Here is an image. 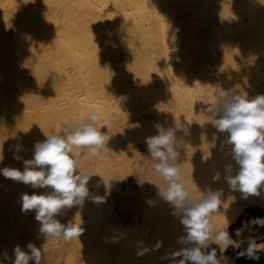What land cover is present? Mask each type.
Listing matches in <instances>:
<instances>
[{
  "label": "bare ground",
  "instance_id": "1",
  "mask_svg": "<svg viewBox=\"0 0 264 264\" xmlns=\"http://www.w3.org/2000/svg\"><path fill=\"white\" fill-rule=\"evenodd\" d=\"M165 1L166 0H0V159H2L0 160V168L8 166V167L23 170L22 162H19L13 159V149L15 145H18V144L22 145V150L18 153V155L21 156L22 160L29 159L31 158L33 154L34 143L36 141L43 140L44 134L51 135V134L61 133L67 127V125L69 124L71 120L73 119L83 120L84 117L90 111L97 112V114L101 118L100 124L98 125V127L103 128V127H107V124L111 122L112 117H114L115 115V112L113 111L114 106H118V104L121 101L126 100V99L128 100L131 99L133 101L132 104H135V102L140 101V100L142 102V100H146L147 97H151L152 94L157 89H159V85L162 83L163 84L165 83L166 86L168 85L167 88H165L166 91L170 89L177 90V86L182 80H179L180 78H177V77L174 78L176 75L175 76L172 75V77H169L168 74L164 76L162 75L159 78V66H160L159 56L158 58L154 59V57L149 56L150 54H147V53L159 52V39H157L158 41H156L155 36H153V33L156 31L159 34V28L164 29L163 27H167L168 20L173 21V24L175 22L178 23V24L175 23V25L173 26L182 25L181 27H185L187 29L186 25H190L191 24L190 22L196 21V19H193L192 17L193 14L185 15L184 14L185 10L184 11L182 10L181 12L183 13H180V14L179 13L177 14L174 10H172L173 5H175V3H173L174 0H167V4H165ZM220 1H223V0H220ZM233 1H236V4H233L235 5V8L233 11L236 10L238 12L240 9L238 10L237 8L244 7V0H233ZM239 5H242V6H239ZM180 9H178L179 12H180ZM193 10H196V8H194ZM190 11L192 12V10ZM244 11L245 10L241 12L244 13ZM199 12L201 13V10H199ZM241 12H238V13L235 12V15L231 13V16L229 15L230 18H228V21H227V18H225L223 14L221 15L223 16V19L227 21L224 23H227L226 25L229 28L228 30H230L229 34H231L232 31H237V30L241 31L244 34L243 37L240 36V34L243 35L242 33L239 34L240 38L241 37L243 38L241 42V47L239 48L241 49L240 53L243 55L240 58L239 57L234 58L233 57L234 54H232L233 55L232 57L234 58V60H231L228 63H224V64H226V66H228L226 68H229V70H232V72H233V69H235V72H237L238 70L236 68L239 66H242L243 68H248V67L251 68L250 72L247 70L246 72L245 70L240 68L243 70V72L246 73L245 76L247 77L245 78L242 85H239L241 84L239 83L238 84L239 87L237 86L236 87L237 88L241 87L240 88L241 94L247 93L249 97H253L255 95L264 93V90H262L263 86L261 85L262 83H264V80L263 82L261 81L263 79V76L261 80L251 77L256 73H264V64L254 65V62H253L256 60L257 55L254 53L252 45H253V41L255 40V36L258 34V27L260 23H259V19L255 18V16H252L251 14L250 15L245 14L244 16L242 15ZM201 14H200V17H202ZM262 19H264V17ZM198 22L200 21L198 20ZM210 24H213V23H210ZM166 29L167 28H165V31ZM113 30H117L119 33L118 32L116 33L118 34L122 32H127V34L133 36L134 39L135 37L134 35H132L133 34L132 32H136L140 35V37L141 36L147 37L149 39L153 38L155 40V42L153 43H156V42L158 43V45L156 43L157 47H155V49H152L153 51L152 50H150L149 52L147 51L139 57V60H137V62L134 64L132 68L133 70L130 68L132 71H135V72L137 71L134 77L135 79L132 78V80H130L131 78L129 77L131 76H128L129 78L128 79L129 81H128L126 79L127 78L126 76L122 77L119 75L118 77L115 73H113V70L116 68V66L114 67L115 64L114 65L111 64L113 60L109 59L105 55L107 54V52L105 53L103 50H102L103 51L102 53H105V54L100 55L101 53L99 49H102V48L95 45L97 41L104 39V37H102L104 34L98 36L96 33L98 32L104 33V32L111 31L110 33L111 35L108 34L111 37V36L116 35V33H114L115 31L112 32ZM183 31L184 30H182V32ZM176 32H178V30ZM112 33L115 35H113ZM235 34H238V33H235ZM131 36L129 38H132ZM137 38H136V41H137ZM134 39H130V40H134ZM124 40L126 41V39ZM123 42L124 41H122V43H120L119 46L121 44H122L121 46H123L124 44V46L127 47L125 49H128V51L132 49L131 48V45H133L132 43H130V48H128V42H127V45H125L126 43H123ZM137 42H139V40ZM177 45H176V48L175 47L173 48L177 49ZM108 49H110L111 51V48H107V51ZM175 49H172V51H174ZM180 49L181 48L177 50H180ZM227 49L226 51H228ZM202 50H205V49H202ZM131 51L132 53L136 52L134 50H131ZM131 51H129V53L127 52V55L129 54V56H131L132 55L130 53ZM175 52L177 51L175 50ZM195 52L193 54H196ZM137 54L140 55L142 53H137ZM171 54H174V53H171ZM258 55L264 61V53L262 54L261 52V53H258ZM225 57L226 58L229 57L230 59H233L230 56H225ZM225 57H224V60H225ZM115 58L114 59L117 62V61H121L122 59L120 60V58H123V57H115ZM144 58L146 61H144ZM211 58L215 59L216 57L211 56ZM211 58L209 59V61L212 60ZM230 59L227 58L226 60H230ZM262 59L258 58L260 63H263ZM125 62H128V61H126L125 59ZM207 63L208 61L205 62V64ZM137 64L138 66L136 67ZM162 64H164V67L166 66L171 73L174 71V69H172L173 64L170 59L165 58ZM119 67L120 66H118V68ZM217 70L215 69L214 71H217ZM209 75L211 76V74ZM256 75L258 76V74ZM213 76L216 77L217 75L216 76L213 75ZM136 77H138L137 80H136ZM123 78L126 80H123ZM211 78H209L208 79L209 81L205 82V84H202V85L199 84V88L197 90L195 89V92L200 94V99L198 98L200 100V101L198 100L200 104L197 101L194 103L193 102L191 103L190 101L189 103L191 104L186 102L189 104L188 105L189 107L191 106V108L187 110V112L190 115L193 114L194 110H199V108L201 109V106L210 105L214 103L216 101L217 94L220 91V88L221 87L224 88V85L221 81H211ZM134 80L135 82L132 83V81ZM185 82L186 81H184L181 84H184ZM228 83H229V80H228ZM183 88L185 89L186 86ZM188 88L190 90L194 89V87L193 88L188 87ZM162 89L163 88H161V91ZM173 96H175V93ZM174 112H176V109ZM174 112L171 113V116H173L172 114H175ZM161 115H158L159 119ZM197 115L200 116L199 114ZM167 116H168V113H167ZM193 116L196 117V114L192 115L191 117ZM128 118L130 119L131 116ZM206 118H207V122L203 126H201L198 130H196L195 133L194 132H191V133L193 134L192 136L197 135L200 137H203L208 133H212V136H213L211 138L212 140L210 139L211 140L210 142L204 141L206 143H202L198 145L195 142L196 143L195 146H193V144L192 145L190 144L193 147H191L190 149L188 148L189 152H188L187 157L185 156L186 155L185 152H187V150L184 152V150L182 151L181 149L183 146L179 148V152H180V156L183 157V159L186 161V162L184 161L186 165L185 166L184 164L182 165L185 167L186 171L188 172V175L192 174L193 177L196 174L197 175L200 174V177L201 175H204L207 181V184H208V187L206 189H190V193L193 196V198H198L201 192H206L208 189H212V190L223 189V196H222L223 203L220 206L218 212L211 214L209 219L214 224H216L218 227H223L226 223H229V228H228V231H229L231 226L235 223L237 217L246 208L252 207L254 205H258L261 208H264V186H262V190L259 196L250 195L246 199L238 191L237 192L229 191L227 183L223 180V176L225 175V166L229 163L233 164V172H232L233 175L238 170V168L235 165L234 161L231 160V157L226 155V153L230 152L231 146L229 145H224L223 147L221 146L222 142L226 139L227 133L217 132V130L211 126L212 124L209 122L207 116ZM186 119L188 120L187 122L190 123L189 120L192 118L190 119L186 118ZM145 122L147 121H145L143 117L141 118L140 116H136L134 119L132 118L129 123L127 122L128 125L127 123L125 124L122 123V125L123 126L126 125V127L129 126L133 130H135V135L133 138H134V141L136 142V146H138L142 151L144 150V153L148 157L149 153L147 151V146L144 142L146 136H143L137 133L138 129L141 126H143ZM161 122H162V118H161ZM146 124H148V122ZM107 128H110V127H107ZM111 128H113L114 130L113 129L111 130ZM111 128H110L111 132H108L109 130L107 129H105V131L103 130L102 131L105 134L113 133V136L110 141L113 146L111 145L112 147L109 146L110 148H108V141H107L105 147L100 150V154L92 158H100L99 156L101 155L115 153V151L117 150L116 145L118 144L116 143V140H117L116 138L121 137L120 135L121 132L119 133L117 132V130L115 131V127H111ZM188 129H189V126H188ZM187 133L191 136L190 132H187ZM210 136L211 135H209V137ZM186 139H189V138H186ZM183 140H181L182 143H183ZM130 141H133V140H130ZM130 141L128 142L130 143ZM125 142L127 141L125 140ZM210 152H211V156H210ZM209 156L210 158H208ZM90 158L91 156L87 154V149H84L83 155L78 160V163L82 170H85L90 176H92L88 183V186H89L88 188L90 191H92L93 189L94 191L97 190V189L95 190V185H97V183H99V185H102L103 188H105V191L107 193L105 197V202L93 204L95 205L94 206L95 208H92L93 205L91 206V208L95 209V212L97 211L98 213L100 214L102 213L104 215L105 222H103L102 226L104 225V223L111 222L109 229L105 227L107 225L103 226L106 228L105 233H107L108 237L106 235H102V237L106 236L107 238H109V235H111V233L113 235L114 232H116V231L114 232L110 231L111 232L110 233L108 231V230H112L110 229L111 227H113L112 226L113 220L111 219H114L113 217H115L113 216V211L111 209L112 202H110L111 200L109 201V196L111 195V193H113V191H117V188L115 187V185L117 182H120L123 175H120L122 174L121 173L122 171H119V166H117L118 170L116 168L117 171L114 170V172L110 171V172L102 173V172L96 171L95 169H94L95 171L90 170L91 169L89 168L90 164H88L89 163L88 159ZM183 159L180 158V160H183ZM141 160L143 161L142 157H141ZM141 160H139L140 165H141ZM143 162H144L143 165L147 166L144 168H149V164L153 161H151V158L149 156V158H146V160H144ZM149 169H145L144 171L141 168V170L143 171L140 172V175L137 173L139 175L137 176L141 177V180L147 183L148 185L150 184L157 185V182H155L156 180L153 179L154 178L153 175H155V173L152 175V171H151L149 175V172H150ZM182 172H181V175H183ZM216 172H220L221 179L217 182H213L212 178ZM151 175L153 177H149ZM198 177L199 176H197V178ZM157 186L155 187L157 188ZM125 190H128V189H125ZM97 191L99 194V189ZM32 192H33V189L31 188V186L25 185L21 182L13 181L11 179H6L2 175H0V210L2 209L3 211V213L1 212L2 215H0L1 216L0 222L3 224L7 223L9 227H11L12 224L16 226V223L18 224V222H20L21 215H22L21 214L19 216V212L21 211V207H22L19 198L22 193L31 194ZM93 193L90 192L91 195H93ZM101 193L102 191L100 192V194ZM90 203H92L90 199L85 201L84 205H86L85 207L86 209L87 207H89L90 209V205H91ZM84 205L82 207H84ZM82 207L80 209H83ZM69 211L73 213L72 210H69ZM69 213L67 214L69 215ZM161 216L162 214L160 215V217ZM73 217L78 218L77 215L72 214V216H70V219ZM162 217L159 218L160 219L159 226L161 222H163ZM171 217H173V215ZM176 219L177 218H175V220ZM84 222H86V220L83 221V223ZM175 225L176 226H173L172 228L171 227L169 228L168 225L164 226V228L165 227H168V228H165L166 230L162 232V237H159V242H162V246L158 249V252H156V255L151 254L149 252L150 253L149 256L148 255L147 256L145 255L137 256L135 254L136 257H133V255H128L125 252V256L122 259L121 258L117 259L118 257L108 256L107 259L105 258L107 261H105L104 264H169V261L167 259H164L163 257L168 252L178 250L180 245L176 243L177 237L183 234V228L180 225V223L178 225L177 224ZM81 226H82V223H81ZM116 227L117 226H115V228L113 229H116ZM137 228L139 227H136L135 231ZM128 229L129 228L126 227L125 230L122 229L120 231L121 233L124 230V232H122V233H125L124 234L125 237L123 235V237L125 238V239L123 238V240H125L124 243L129 241V239L130 241L132 240L131 238H129L130 236L128 235H127L128 238L126 237V233L127 234L130 233L129 230H131V229L129 230ZM4 230L5 231L4 233L2 232V235L0 233L2 237L1 241H4L0 243V257H2L5 251L8 253L9 256H12L10 255V253L13 252L14 244H16L17 243L16 240L19 239L17 238L18 236L17 234L14 237L15 233L8 231V229L7 230L4 229ZM135 231L134 232L132 231L135 234L134 236H136ZM108 232L110 234H108ZM138 232L139 231H137V235H138ZM116 233L114 235L116 237L117 236L119 237L120 236L118 234L119 232L117 233L118 235ZM112 235L110 236V238L114 237V235L113 236ZM144 235H146V233ZM152 236L157 237V235H154V233L152 234ZM152 236L151 238H146V237L144 238V240L146 239V241H144L145 246L150 247L151 242H153L154 245L156 244V238H152ZM27 237L31 238L29 234L27 235ZM231 238L233 240L240 242V247L237 248V247L229 246V249L234 248L236 250L244 251L248 246V241L250 238L255 239L258 244L264 243V241H261V240H264V231L260 229H255L253 227L245 226V227H242V229L240 230L239 236L237 235L235 238L231 236ZM97 239H100V237ZM126 239L128 240L126 241ZM57 241L59 240H56V239L53 240L55 244L58 243ZM138 241L139 240H137L136 242L137 244H138ZM60 242L63 243L64 241H60ZM60 242L58 244L62 245L60 244ZM133 242L135 243V241ZM74 245L76 247L75 243ZM95 245H94L93 250L97 251L96 250L97 247H95ZM154 245H153V248H154ZM78 246L79 245H77V247ZM137 247L138 246H136L135 249H137ZM47 249H48V244H47ZM77 250L79 253H77V255L75 256L76 258L74 259H77L78 257L82 261L84 260L85 264L86 263L88 264L90 262V259L92 260V258L93 259L95 258V257L91 258L92 251H93L91 249L89 250L90 252H88L87 250L86 251H83V250L79 251V249ZM71 251L69 255L65 258L66 263L67 262L69 263V261L71 260L70 256L72 257L71 254H73V251L75 250H71ZM94 255L95 254H93V256ZM224 255L229 258V264L236 263L237 261L236 258L231 257L230 255H226V254ZM99 260H97L96 258V261H99ZM96 261L94 262L96 263ZM59 262H61V258L59 259ZM98 263L100 262H97V264ZM5 264H8V262H5Z\"/></svg>",
  "mask_w": 264,
  "mask_h": 264
},
{
  "label": "rangeland",
  "instance_id": "2",
  "mask_svg": "<svg viewBox=\"0 0 264 264\" xmlns=\"http://www.w3.org/2000/svg\"><path fill=\"white\" fill-rule=\"evenodd\" d=\"M173 3H175V5H173L172 10H174L177 14L178 13L179 14L183 13L181 11L185 10L184 14L185 15L186 14L187 15L193 14L192 17H193V19H196V21H191L190 23L191 24L193 23L192 25L191 24L190 25H186L185 24L186 27H187V29H186L185 27H181L182 25H178L179 27L177 25L173 26L177 22H175L173 24V21L168 20L167 27H163L164 29L159 28V34L156 31H155L156 33L155 32L153 33V36H155L156 41H158L157 39H159V52H157V53H154V52L150 53L149 51L152 50V49H155V47H157L158 43L156 42L157 43V45H156V43H153V42H155V40L153 38L149 39L147 37H142V36L140 37V35L138 33H136V32H132L133 33L132 35H134L135 39L133 38V36L127 34V32H122V33L118 34L119 32L117 30H113L112 31V32L115 31L114 33H116V32H118V33H116V35L112 33L115 36H111V37L108 35V34L111 33V31L110 32L109 31L108 32H104V33H102V32L96 33L98 36L104 34L102 36V37H104V39L97 41L95 45H97L98 47L102 48V49H99V51L101 53L100 55H104L107 52V54H105V55L109 59L113 60L111 62V64H113V65L115 64L114 67L116 66V68L118 69L117 70L115 68L117 71L114 69L113 73H115L118 77L120 75L122 77L126 76L127 80L129 78H131L130 80H132V78L135 79L134 77H135V74H136L137 71L136 72L132 71L133 70L132 68H133L134 64L137 62V60H139V57L141 55H143V53L148 51L149 53H147V54H150L149 56L154 57V59L158 58V56H159V61H160L159 62L160 63V66H159V78L162 75L164 76V75L168 74L169 77H172V75L173 76L176 75L174 78L177 77V78H180L179 80H182L178 84L177 90H175V89L171 90L170 89V90L166 91L165 88H167L168 85L166 86L165 83L164 84L162 83V84L159 85V89H157L152 94L151 97H147V99L146 100H142V102L140 100V101L135 102V104H132L133 101L131 99L130 100L126 99V100L121 101L118 104V106H114L113 111L115 112V115H114V117H112L111 122H109L107 124V127H110V128L111 127H115V131L117 130V132H119V133L121 132V134H120L121 137L116 138L117 139L116 143L118 144V145H116L117 146V150L115 151V153H109V154L101 155V156H99L100 158H92L91 157L90 159H88V161H89L88 164H90L89 168H91L90 170H93V171L96 170V171L102 172V173L103 172H110V171L114 172V170L115 171L118 170L117 166H119V171H122L121 172L122 174H120V175H123V177H122L123 180L121 179L120 182L116 183L115 187L117 188V191H113V193H111V195L109 196V201L111 200L110 202H112L111 203V205H112L111 209L113 211V216H115V217H113L114 219H111V220H113V223H112L113 227L110 228L112 230H108V231L109 232L110 231L111 232L112 231L113 232L114 231L117 232L120 229L118 231L119 233L117 232L120 235L122 232H124L125 228L127 227V228H129L131 230L128 229L130 233H128V234L126 233V237L128 235V236H130L129 238H131L132 240L130 241V239H129V241H127L128 239H126V241L128 243L127 242L124 243L125 240H123V238L125 237V235H124L125 233H123L124 237L121 238L122 241L119 239V241H121V242L118 241V243H112L111 242V238L112 237L110 238L112 233L110 232L111 235H109V238H108L109 242H105L104 238L108 237L107 233H105V231H106L105 229L106 228L109 229V226H110L111 222L104 223L103 226L107 225V226H105L106 228L102 226L103 222H105L104 215L102 213L101 214L98 213L97 211H96L97 212L96 213L95 209H92V208H95L94 207L95 205H93V204H97V203H93V202L90 203L91 204L90 205V209H89V207H87V209H86L85 208L86 205H84V207H82L83 209H80L81 207H79V206H74L73 209H70V210H72L73 213H71L69 211V209H67V210L65 209V210L62 211V214L57 217L58 219L61 220V222H66L68 220H75V219H76V221H75L76 223L82 222V227L84 228V231L86 232V233L83 232L86 235L82 234L79 237V239H73L70 242H65L64 241L63 243H61L60 241H63V240L59 239V241H57V242L58 243L60 242V244H62V245H59L58 243L55 244L53 242V240L56 239V238H48L47 241L43 237H39L38 238V236H39V231H38L39 230V223L35 220V214H34L33 211H29L27 213H24V212L20 211L19 212V216L22 214L21 215V219H20V222H18V224L16 223V226H14L12 224L13 226L11 225V227H9V225L7 223L3 224V223L0 222V233H1V235H2V232L4 233V231H5L4 229H6V230L8 229V231L15 233L14 237L16 236V234L18 235L17 238H19V239L16 240L17 243L14 244V246L18 244L22 248L27 250L26 249V245H27L28 242H31L32 239H33L32 243H34L37 247L38 246L41 247L43 245V247H42V254H43L42 264H51V263L52 264H60V263L61 264H72V263L73 264H85V261L84 260L82 261L78 257H77V259H74V258H76L75 256L77 255V253H79L77 249H79V251H82V250L86 251L87 250L88 252H90L89 250L90 249L93 250L94 245L96 243L97 244L95 245V247H97L96 248L97 251L93 250L92 251V256H91V258L92 257H95V258L94 259L92 258V260L90 259V262L88 264L95 263L94 261H96V258H97V260H99V259H101V260L96 261L95 264H97V262H100L98 264H104V262L107 261L106 259H107L108 256L118 257L117 259H120V258L122 259L125 256V252L128 255H133V257H136L135 254L137 253V249H135V248H136V246H138V244L136 243L137 240H139L138 243L140 241H142L144 243V241H146V239L144 240V238L145 237L146 238H151L152 234L154 233V235H157V237L152 236V238H156V243H157L159 241V237H162V232L164 230H166L165 228H168V227L172 228L173 226H176L175 224L178 225L179 224V219L177 218L175 220L174 216L171 217L172 215H171L170 206L165 201H163L159 197V195L156 193V192H158V189L155 187L156 184H154L155 186L152 185V184L148 185L147 183H145V182H143L141 180V177H138L140 175L141 171H143V170L145 171V169H149V168H151V169H149L150 170L149 175H150L151 171H152V175H153L154 174V170H153L152 164L154 162H151L149 164V168H144V167H147V166L143 165L144 164L143 161L146 160V158H149V156L147 157V155L144 153V150L142 151L138 146H136V142L134 141V138H133L134 135H135V130H133L129 126L126 127V125H124L125 126V128H124L122 123L123 124H125L127 122L129 123L131 121V119L132 118L134 119L136 116H140L141 118L143 117L144 120L148 122V124H146L147 122H145V124H143V126H141L138 129L137 133L141 134L143 136H146V137H149V136L157 134V128L155 127V125H157V124L163 126L165 129H167L168 127H175L176 126L178 128L177 129L178 131H176V150L179 151V148L183 146L181 148L182 151L184 150V152H185L187 150V152H185V154H186L185 156L186 157L188 156V152H189L188 148L190 149L191 147L195 146L196 143L198 145V144L210 142L212 140L211 139L213 137L212 133H208V134H206L203 137H200V136H197V135L192 136L193 134L191 132L195 133L196 130H198L201 126H203L207 122V118H206V114L201 112L200 108H199V110H194L193 114H191V115L187 112V110L189 108H191V106L189 107L188 105L191 104L192 102L194 103V102L197 101L199 103L200 94L195 92V89L197 90L199 88V84L202 85V84H205V82L209 81L208 79L211 78V76H212L211 81H221L223 83V85H224V89H231L233 92H238L239 91L238 93L241 92L240 91L241 87L237 88V87H239L238 84L241 83L239 85H242L244 80H245V78L247 77V76H245L246 73L243 72V70H245V71L247 70V71L250 72L251 68L250 67L243 68L242 66H239V67L236 68L238 70L237 72H235V69H233V72H232V70H229V68H226L228 66H226V64H224V63H228L231 60H234L235 57H237V58L239 57L240 58L243 55V54L240 53L241 49H239V48L241 47V42L243 40L242 37L244 36V34L241 31H239V30H237L238 32L237 31H232L231 34H229L230 30H228L229 28L226 25L227 23H224V22L228 21V18H230L231 13L235 15V12L238 13V12H241V11L245 10L246 12L245 11H244V13L241 12L242 15L245 16V14H247V15L251 14L252 16H255V18L259 19V23L260 24H259V27H258V34L255 36V40L256 41L254 40L253 41V45H252L253 46V51L257 55L256 56L257 58L253 62H254V65H262V64H264L263 59L261 57H259V55H258V53H261V52H262V54L264 53V24H262V23H264V21H263L264 19H262L264 17L263 16L264 15V6H261L260 4H258L257 0H244V7L237 8L238 10L240 9L238 12L236 10L233 11L234 8H235V5H233V4H236V1H233V0H223V1H220V0H208V1L207 0H181V1L180 0H174ZM206 3H208V4H206ZM165 4H167V0L165 1ZM189 6L191 7V9H190ZM192 6L194 8H196V10H193L194 8ZM239 6H242V5H239ZM188 7H189V9H188ZM180 8H182V9H180ZM178 9H180V12H179ZM198 9L201 10L202 14L199 12ZM230 9H231V11H230ZM190 10H192L193 13ZM214 10H216L217 12L214 11ZM220 10H221V12H220ZM203 11L204 12L207 11V12L204 13ZM194 14H195V16H194ZM200 14H201L202 17H200ZM222 14L225 16V18H227V21L225 19H223V16H221ZM214 16L216 17V19H215ZM220 17H221V19H220ZM214 19H215V21H214ZM198 20L200 22H198ZM168 23H169V25H168ZM210 23H213L214 25L210 24ZM199 25H201V26H199ZM214 26H215V28H214ZM208 27H209V29H208ZM165 28H167L166 31H165ZM259 28H261V29H259ZM210 29H212V30H210ZM177 30H178V32H176ZM179 30H180V32H179ZM182 30H184V31L182 32ZM234 32L238 33V34H235ZM240 33H242L243 35H241ZM122 34H123V36H122ZM239 34H240V36H242L241 37L242 39L240 38ZM130 36L132 38H129ZM137 36H138V38H137ZM136 38H137V41L139 40V42L136 41ZM124 39H126V41ZM130 39H134L137 43L134 40H130ZM229 40H231V41H229ZM122 41H124L123 43H126L125 45H127V42H128V48H130V43H132L135 46L137 45L139 48L137 46L135 47V46L131 45V48H132L131 50H134L137 53H142V54L139 55L136 52L132 53V51L129 50V51H131L130 53L132 55L131 56H129V54L127 55V52L129 53L128 49H125L127 47H125L124 44H123V46H121L122 44L119 46V44L122 43ZM183 41H184V43H183ZM115 44H117V45H115ZM175 44L176 45L178 44L177 45V49H179V48H181V49L180 50L175 49L176 48ZM172 45H174V46H172ZM178 46H179V48H178ZM173 47H175V48H173ZM107 48H111V51H110V49H108V51H107ZM172 49H175L177 52H175V50L172 51ZM202 49H205V50H202ZM226 49L228 51H226ZM102 50L105 53H102L103 52ZM109 51L112 52V53H110ZM180 51H182V52H180ZM195 51H197V52H195ZM194 52L196 54H193ZM171 53H174V54H171ZM206 53H207V55H206ZM225 54H227V55H225ZM232 54H234V56ZM213 55L216 57L215 59L211 58V56L214 57ZM225 56H230L231 58H233V57L234 58L230 59L229 57H227L230 60H226L227 58ZM115 57H123V58H120V60L122 59L121 61H117L116 62V60H115L116 58ZM224 57H225L226 61L224 60ZM165 58L170 59L172 64H173V68L172 69H174V71L172 73L169 71V69L166 66L164 67V64H162V62L164 61ZM187 58H189V59H187ZM210 58L212 59V60H210L211 62L209 61ZM258 58L262 59L263 63H260ZM125 59L128 62H125ZM206 59H208V60H206ZM144 61H146L145 58H144ZM207 61H208V63L205 64V62H207ZM128 63H129V65H128ZM117 65L120 66V67L118 68ZM137 66H138V64L136 65V67ZM201 66H202V68H201ZM163 68L166 69V70H164ZM217 68H218V70H217ZM240 68H242L243 70L240 69ZM215 69L217 71H214ZM226 70H227L228 73L226 72ZM224 72H226V73H224ZM205 74H206V76H205ZM207 74L208 75L211 74V76L209 75L210 76L209 77ZM256 74H258V76ZM256 74H254L256 76L253 75L251 77H254L255 79L261 80L262 76H263V79L261 80L263 82L264 73H256ZM213 75H215V76L217 75V76L214 77ZM128 76H131V77L128 78ZM138 77H136V80L138 79ZM124 78H123V80H126ZM202 78L203 79L205 78V79L203 80ZM228 80H229V83H228ZM184 81H186L184 83L185 85L181 84ZM133 82H135V80L132 81V83ZM187 85H189V86H187ZM261 85L263 86L262 90H264V83H262ZM182 86L183 87L186 86V88L184 89ZM188 87H191V88L194 87V89H192L193 91L190 90ZM161 88H163L162 91H161ZM235 90H237V91H235ZM158 91H159V93H158ZM174 93H175L176 97L173 96ZM181 96H183V97H181ZM191 96H192V98H191ZM197 96H199V97H197ZM255 96H253V97H255ZM253 97H249V98H253ZM117 100H118V98H117ZM190 101H191V103H189ZM186 102H188L189 104L186 103ZM185 106H186L187 109L185 108ZM202 107L203 106H201V108ZM175 109H176V112H174ZM173 112L175 114H172L173 116H171V113H173ZM161 113H162L163 116L161 115ZM167 113H168V116H167ZM195 114H196V117L195 116L191 117L192 115H195ZM197 114H199L200 116H198ZM158 115H161L160 119L158 118L159 117ZM130 116H131V118L129 119L128 117H130ZM165 116H167V117H165ZM178 116H179V118H178ZM186 116H188V117H186ZM161 118H162V122H161ZM186 118H188V119L192 118V119L189 120L190 123L187 122L188 120ZM127 119H128V121H127ZM165 121H166V123H165ZM175 121H176V123H175ZM202 122H203V124H202ZM128 123H127V125H128ZM118 125H120L122 127H120ZM188 126H189V129H188ZM107 127H103L102 130L105 131V129H107V130H109L108 132H111V130L113 128H111V130H110V128H107ZM187 132H190L191 136ZM177 133H179V134H177ZM106 134H107V137L109 136L108 137L109 138L108 139V148H110L109 146L112 145V143L110 141H111V138L113 136V133H110V134L106 133ZM207 135H208V137H207ZM209 135H211V136L209 137ZM186 138H189V139H186ZM112 140H114V139H112ZM125 140L127 142H125ZM130 140H133V141H130ZM181 140H183V143L181 142ZM128 141H130V143ZM204 141H206V142H204ZM121 142H123V143H121ZM119 143H121L122 146ZM190 144L191 145L193 144V146H191ZM130 152H131V154H130ZM141 157H142L143 161L141 160ZM180 158L183 159V157L180 156L179 159L176 161V163H178L180 165L181 172L183 171L182 172L183 175H181V177L183 176L181 178V181L183 183H185L189 187V189H206L208 187V184H207V181L205 179V176L201 175V177H200V174L199 175L196 174L193 177V175L190 174L191 175V177H190V175H188V172L186 171V169L184 167L186 165V163H185L186 161L184 159L180 160ZM139 160H141V165L143 167L140 165V161ZM182 164H184V166ZM116 168H117V170H116ZM141 168L143 170H141ZM184 171H185V173L186 172L187 173L185 174ZM152 175L149 176V177H153L154 176L153 179L156 180L155 182H157V185L159 184L158 186L160 188H164V187L167 186V182L164 181L162 178L158 177L156 174L155 175L157 177L155 175H153V176ZM184 175H185V177H184ZM197 176H199V177L197 178ZM127 186H130L131 188L129 190H125ZM96 189L97 190L99 189V194H98V191ZM100 189H102V190H100ZM95 190L96 191H94V189H93L90 192H92V193L95 192V193H93V195L95 194V195L106 197L107 193L105 191V188H103L102 185H100L97 188H96V185H95ZM34 191H36V192H47L49 190L48 189H33V192ZM101 191H102V193L100 194ZM150 201H152V202H150ZM92 205H93V207L91 208ZM84 209H85V211H84ZM1 212L3 213L2 209L0 210V215H2ZM67 213H69V215L71 214L70 216H72V214L77 215L78 218L73 217V218L70 219V216ZM161 214L163 216V217L161 216L163 222H161V224L159 226V223H160V219L159 218H161L160 217ZM63 217H65V218H63ZM82 218H83V220H82ZM256 218H264V208H261L258 205H254L252 207L246 208L237 217L235 223L229 229V233L231 234V236L233 238H235L237 236V230H241L242 227H245V226L246 227H253L255 229H260V230L264 231V227H261L259 225H255V224L251 223V221H253ZM84 219L86 220V222H84L86 225L83 223V221H85ZM114 223H115V225H114ZM28 225H29V227H28ZM167 225H168V227L164 228V226H167ZM115 226H117L116 227L117 230L113 229V228H115ZM136 227H139V228H137L136 231H135ZM121 228L124 229V230L120 233V231L122 230ZM132 231L133 232L135 231L136 236H134L135 234ZM137 231H139L138 235H137ZM109 232H108V234H110ZM116 232H114V234ZM145 233H146V235H144ZM28 234H29V236L31 238L27 237ZM1 235H0V243L4 242V241H1V238H2ZM102 235H106L107 237L106 236L102 237ZM99 237H100V239H97ZM140 237H142V238H140ZM41 238H42V240H41ZM133 239H135V240H133ZM98 241H100V242H98ZM133 241H135L136 245H135V243ZM261 241H264V240H261ZM74 243L76 244V247H75ZM47 244H48V249H47ZM127 244H129V245H127ZM70 245H71V247H70ZM77 245H79V246L77 247ZM153 245H154L153 242H151L149 248L153 249V250H150L149 252L151 254L156 255V252H158V250H155L153 248ZM213 247H215V245H213ZM84 248L85 249L87 248V249L85 250ZM228 249L226 250V252L224 254L230 255L231 257L234 256V258L237 259L235 264H252L251 259H249L247 257H241V256L238 255V253L241 252V250H236V249L233 248L234 252L229 254L227 252ZM71 250H75V251H73V254H71L72 257L70 256L71 260L69 261V263L68 262L66 263L65 258L69 255ZM148 253H146L144 255L145 256H147V255L149 256L150 253L149 254ZM93 254H95V255L93 256ZM219 254L220 253H218V255ZM10 255H12V253H10ZM60 258H61V262H59ZM30 264H31V262H30Z\"/></svg>",
  "mask_w": 264,
  "mask_h": 264
},
{
  "label": "clouds",
  "instance_id": "3",
  "mask_svg": "<svg viewBox=\"0 0 264 264\" xmlns=\"http://www.w3.org/2000/svg\"><path fill=\"white\" fill-rule=\"evenodd\" d=\"M257 2L264 6V0ZM201 112L206 114L217 132L227 133L221 146H231L226 155L238 168L233 175V164L225 166L223 180L229 191H238L245 199L250 195L259 196L264 186V94L249 98L247 93L221 87L216 101L203 105ZM100 119L96 111H90L83 120H71L61 133L46 135L42 132L44 139L34 143L29 159L22 160L18 155L22 145H15L13 159L22 162L23 170L8 166L0 168V175L6 179L29 185L32 189L49 190L22 193L19 198L21 211H33L35 214L39 223L38 238L43 237L46 241L48 238L63 239L65 242L79 239L84 232L82 222H61L57 217L65 209L82 207L89 199L93 203L105 202V197L90 194L88 183L92 176L78 163L84 149L89 156L95 157L105 147L108 137L102 127H98ZM155 127L157 134L146 137L144 142L154 162V173L167 182L164 188L156 185L157 194L170 206L171 215L179 219L183 228V234L177 237L180 247L166 253L163 258L169 264H229V258L224 253L229 246L240 247V242L231 238L229 223L218 227L209 219L223 203V189H208L201 192L198 198H193L189 187L181 181V167L176 163L180 157V152L176 150L178 128L165 129L159 124ZM212 179L213 182L219 181L220 172H216ZM99 186L97 183L96 187ZM251 223L264 227V218H256ZM237 235H240V230H237ZM120 238H123V233L112 237L111 242L118 243ZM104 239L109 242L108 238ZM161 246L162 242L158 241L154 249L158 250ZM42 247L28 242L25 250L17 244L12 256L6 251L3 253L0 264H42ZM150 250L153 249L141 241L136 255L142 256ZM261 250H264V243L258 244L250 238L247 248L238 255L259 260L257 253Z\"/></svg>",
  "mask_w": 264,
  "mask_h": 264
},
{
  "label": "crops",
  "instance_id": "4",
  "mask_svg": "<svg viewBox=\"0 0 264 264\" xmlns=\"http://www.w3.org/2000/svg\"><path fill=\"white\" fill-rule=\"evenodd\" d=\"M257 255H259V260L251 259L252 264H264V250L259 251Z\"/></svg>",
  "mask_w": 264,
  "mask_h": 264
},
{
  "label": "water",
  "instance_id": "5",
  "mask_svg": "<svg viewBox=\"0 0 264 264\" xmlns=\"http://www.w3.org/2000/svg\"><path fill=\"white\" fill-rule=\"evenodd\" d=\"M229 254H231V253H233L234 252V250L232 249V248H230V249H228V251H227ZM218 253H219V251H218ZM234 257V256H233Z\"/></svg>",
  "mask_w": 264,
  "mask_h": 264
},
{
  "label": "built area",
  "instance_id": "6",
  "mask_svg": "<svg viewBox=\"0 0 264 264\" xmlns=\"http://www.w3.org/2000/svg\"><path fill=\"white\" fill-rule=\"evenodd\" d=\"M130 188H131L130 186H127V187H126V189H128V190H129Z\"/></svg>",
  "mask_w": 264,
  "mask_h": 264
}]
</instances>
